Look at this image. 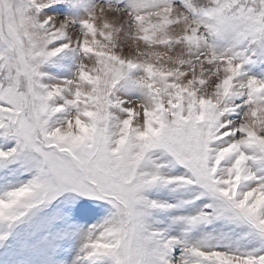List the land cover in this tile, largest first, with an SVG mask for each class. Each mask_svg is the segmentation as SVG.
<instances>
[{
    "label": "snow or ice",
    "instance_id": "obj_1",
    "mask_svg": "<svg viewBox=\"0 0 264 264\" xmlns=\"http://www.w3.org/2000/svg\"><path fill=\"white\" fill-rule=\"evenodd\" d=\"M0 264H264V0H0Z\"/></svg>",
    "mask_w": 264,
    "mask_h": 264
}]
</instances>
